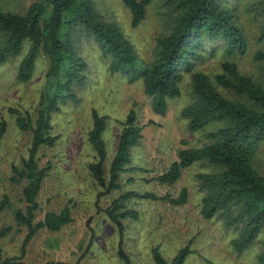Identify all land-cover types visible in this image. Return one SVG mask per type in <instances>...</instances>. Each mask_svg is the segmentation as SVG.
I'll use <instances>...</instances> for the list:
<instances>
[{"label":"rangeland","instance_id":"374dc122","mask_svg":"<svg viewBox=\"0 0 264 264\" xmlns=\"http://www.w3.org/2000/svg\"><path fill=\"white\" fill-rule=\"evenodd\" d=\"M39 1L0 0V9L24 13ZM92 1L105 20L121 27L141 59L152 60L155 39L168 31L173 18L164 0H152L146 6L145 18L136 27L131 26L130 12L121 0ZM253 2L237 0L238 20L249 41L247 51L243 55H227L222 41H206L202 57L195 61L192 71H201L213 80L220 72L221 63L229 60L235 62L241 72L254 78L264 77V66L254 59L257 51H264V37L261 38L264 34L263 5L250 7ZM72 39L76 53L87 64L88 80L83 86H73L77 100L68 99L50 113V134L55 142L52 146L43 145L38 151L39 166L50 164V170L37 196L39 207L35 218L43 220L46 212H59L68 207L72 221L58 231L40 229L26 246L25 264H124L118 256L117 227L103 210L129 191L175 198L182 188L188 192L183 205L143 197L127 201L128 209L138 214L137 219L122 220L123 249L132 264H155L154 248L169 260L184 247L189 250L184 264H264L258 257L264 252L260 242L238 252L231 246L237 231L226 228L219 218L205 219L201 215L204 191L199 188L200 180L196 175L214 172L215 167L197 161L183 169L175 183L167 185L157 181V177L177 160L179 149L201 146L207 142L206 134L216 128V124H210L197 131L187 129L181 110L193 99L190 72L184 73L179 96L168 101L164 115H158L152 110L151 98L145 95L141 80L129 81L119 74L109 73L108 60L100 55L92 35L77 28L72 32ZM26 50L0 63V121L6 123V131L0 139V199L6 194L13 204V208L0 213V228L12 227L0 240L5 256L18 255L26 234L25 228L17 227L12 217L14 208L25 205L22 200L25 180L11 178L14 176L12 166L21 169L22 159L27 157L31 132L19 129L15 118L18 113L35 118L48 64L46 57L39 56L29 80L19 81L17 67ZM92 110L105 117L106 175L130 110L134 111L135 123L141 128L140 144L131 149L127 170L121 174L120 188L106 194L95 184L88 168L95 154L88 140ZM256 165L264 172V145L259 149ZM259 239L264 240V226Z\"/></svg>","mask_w":264,"mask_h":264},{"label":"trees","instance_id":"16d2710c","mask_svg":"<svg viewBox=\"0 0 264 264\" xmlns=\"http://www.w3.org/2000/svg\"><path fill=\"white\" fill-rule=\"evenodd\" d=\"M121 1L130 12L131 26L136 27L145 18L146 6L152 0ZM163 2L170 7L172 23L166 33L155 39L154 57L148 62L138 56L116 22L101 16L92 0H41L24 13L0 9V63L19 56L27 48L16 75L19 81L26 82L39 56L48 61L35 118L19 113L15 118L19 129L31 132L27 157L22 159L21 169L12 166L14 176L11 178L13 181L25 180L22 189L25 205L14 208L12 217L17 227L25 228L26 234L18 255L5 256L0 245V264H25L26 246L40 229L58 231L72 221L68 207L59 212H46L43 220L36 221L35 218L39 207L37 196L50 170V164L39 166L38 151L43 145L52 146L55 142L50 134V113L68 99L77 100L73 86H83L88 80L87 64L71 42L72 32L77 28L94 37L100 55L108 60L110 74H119L129 81H142L144 93L151 98L152 110L158 115H164L168 101L179 96L184 73L190 72L193 99L181 110L187 129L197 131L210 124H216V128L206 134L207 142L201 146L179 149L177 160L157 177V181L171 185L180 178L183 169L197 161L215 167L214 172L196 175L200 180L199 188L204 191L201 215L205 219L219 218L226 228L237 231L231 246L238 252L257 242L264 246V240L259 239L264 226V172L256 165L259 149L264 145V77L254 78L241 72L236 63L229 60L221 63L220 72L213 80L201 71H192L195 61L202 57L206 41H222L227 55H243L247 51L249 41L238 20L237 0ZM257 4L263 5L261 11L264 12V0H254L250 7ZM254 59L264 66V51H257ZM91 118L88 140L95 154L88 168L95 184L106 194L120 188L121 174L127 170L131 149L140 144L141 128L135 123L134 111L130 110L106 175L105 117L92 110ZM5 131L6 123L2 120L0 139ZM133 197L163 199L172 205H183L187 202L188 192L182 188L174 198L129 191L103 210L117 227L118 256L124 264H132L123 249L122 220L138 217L136 210L127 207V201ZM11 208L13 204L8 195H3L0 213ZM11 230L9 225L2 226L0 240ZM188 253V248L184 247L167 260L157 248L152 250L155 264H184ZM258 257L264 261V252Z\"/></svg>","mask_w":264,"mask_h":264}]
</instances>
